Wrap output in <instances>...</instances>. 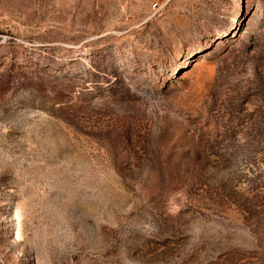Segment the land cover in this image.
Here are the masks:
<instances>
[{"label": "rangeland", "instance_id": "1", "mask_svg": "<svg viewBox=\"0 0 264 264\" xmlns=\"http://www.w3.org/2000/svg\"><path fill=\"white\" fill-rule=\"evenodd\" d=\"M0 264H264V0H0Z\"/></svg>", "mask_w": 264, "mask_h": 264}]
</instances>
